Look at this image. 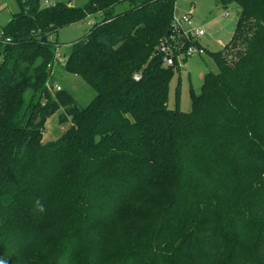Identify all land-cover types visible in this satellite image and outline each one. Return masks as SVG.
Returning <instances> with one entry per match:
<instances>
[{
    "label": "trees",
    "instance_id": "1",
    "mask_svg": "<svg viewBox=\"0 0 264 264\" xmlns=\"http://www.w3.org/2000/svg\"><path fill=\"white\" fill-rule=\"evenodd\" d=\"M16 1L0 28V259L264 264V0H217L240 17L191 113L168 108L179 66L166 67L161 46L196 43L174 33L176 0ZM90 17L101 21L63 68L96 93L80 107L51 92L48 65L52 38ZM59 110L72 126L45 144Z\"/></svg>",
    "mask_w": 264,
    "mask_h": 264
},
{
    "label": "rangeland",
    "instance_id": "2",
    "mask_svg": "<svg viewBox=\"0 0 264 264\" xmlns=\"http://www.w3.org/2000/svg\"><path fill=\"white\" fill-rule=\"evenodd\" d=\"M90 0H40L41 7L70 6L83 8ZM127 8V4L118 8L122 12ZM193 8V18L196 19L194 30H203L205 35L195 38L198 45L205 48L204 55L196 54L186 59L185 53L176 58L179 69L174 67V76L169 87L168 108L184 113H191L193 110L192 97L199 95L208 73H218V68L211 54L222 51L225 45L235 34L239 21L241 9L238 4L231 3L227 7L221 6L217 0H176V17L189 13ZM20 12V7L16 0H0V28L8 26L13 16ZM96 14V11L93 13ZM98 16V15H97ZM101 17H90L76 25L61 29L52 38L55 44L56 54L67 59L72 46L80 42L94 27L100 22ZM187 30L188 28L185 27ZM196 46L197 44H191ZM190 45V46H191ZM185 50V49H184ZM208 50V51H207ZM177 52H175L176 54ZM169 68L168 66H166ZM55 86L62 90L70 91L80 107L87 105L95 98L96 93L80 77L67 73L59 65L53 70ZM178 89L180 95L178 96ZM58 91L56 88L51 92ZM62 110L56 112L45 122L42 132L43 143L48 144L58 142L64 134L71 128L70 120L60 122L59 117Z\"/></svg>",
    "mask_w": 264,
    "mask_h": 264
},
{
    "label": "built area",
    "instance_id": "3",
    "mask_svg": "<svg viewBox=\"0 0 264 264\" xmlns=\"http://www.w3.org/2000/svg\"><path fill=\"white\" fill-rule=\"evenodd\" d=\"M173 23L175 27L174 33H176L178 37H185L188 39L195 40V38H201L205 35L203 30H194L193 28L196 25L195 20L193 18V8L191 9L189 13H186L182 15L181 17H176L175 15L173 18ZM185 27H187L188 30ZM174 39L175 38H172V40ZM161 52L163 53V56H164L163 63L168 67H172L174 66L175 61H176L175 57L177 58L181 54L185 53L186 59H188V58L195 56L196 54H199L200 56L204 55L206 53V50L205 48L201 47L198 44L196 46L191 45L190 47L184 50L178 45L174 46L173 42L170 39L169 41H167L161 46ZM175 52L177 53L175 54ZM1 62H2V58H0V64ZM66 62H67V59L63 58L62 55L60 54H56L54 62L49 64L48 68L51 69L52 74H53V70H55L56 66L59 65L60 67L64 68L66 65ZM56 89L58 91L61 90V88L57 86H56Z\"/></svg>",
    "mask_w": 264,
    "mask_h": 264
},
{
    "label": "clouds",
    "instance_id": "4",
    "mask_svg": "<svg viewBox=\"0 0 264 264\" xmlns=\"http://www.w3.org/2000/svg\"><path fill=\"white\" fill-rule=\"evenodd\" d=\"M32 210L34 213L43 214L46 212V207L41 199L36 198L32 202ZM0 264H5V261L0 259Z\"/></svg>",
    "mask_w": 264,
    "mask_h": 264
},
{
    "label": "crops",
    "instance_id": "5",
    "mask_svg": "<svg viewBox=\"0 0 264 264\" xmlns=\"http://www.w3.org/2000/svg\"><path fill=\"white\" fill-rule=\"evenodd\" d=\"M196 22H197V21H196V19H195V23H196ZM228 43H229V42H228ZM228 43H227V44H228ZM227 44H226V45H227ZM207 51H208V50H207Z\"/></svg>",
    "mask_w": 264,
    "mask_h": 264
}]
</instances>
